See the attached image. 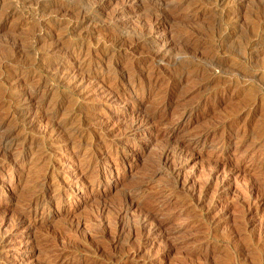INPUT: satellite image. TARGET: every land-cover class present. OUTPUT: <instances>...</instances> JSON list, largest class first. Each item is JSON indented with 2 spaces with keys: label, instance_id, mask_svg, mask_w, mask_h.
Here are the masks:
<instances>
[{
  "label": "rangeland",
  "instance_id": "rangeland-1",
  "mask_svg": "<svg viewBox=\"0 0 264 264\" xmlns=\"http://www.w3.org/2000/svg\"><path fill=\"white\" fill-rule=\"evenodd\" d=\"M0 264H264V0H0Z\"/></svg>",
  "mask_w": 264,
  "mask_h": 264
},
{
  "label": "bare ground",
  "instance_id": "bare-ground-1",
  "mask_svg": "<svg viewBox=\"0 0 264 264\" xmlns=\"http://www.w3.org/2000/svg\"><path fill=\"white\" fill-rule=\"evenodd\" d=\"M230 1V0H229ZM158 18V17H157ZM155 21V20H154ZM160 21V20H159ZM155 22H158V21H155ZM153 24H155V23H153ZM160 48V47H159ZM159 53V52H158ZM156 55V54H155ZM144 115V114H143ZM150 121V120H149ZM142 121H140V123H141ZM70 133V132H69ZM89 144V143H88ZM35 191V190H34ZM39 193V192H38ZM33 201V200H32ZM144 224V223H143ZM155 228V227H154ZM160 231V230H159Z\"/></svg>",
  "mask_w": 264,
  "mask_h": 264
}]
</instances>
